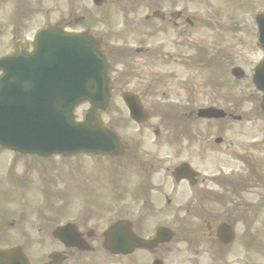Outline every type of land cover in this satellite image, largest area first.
I'll return each instance as SVG.
<instances>
[{
	"label": "flooded vegetation",
	"instance_id": "1",
	"mask_svg": "<svg viewBox=\"0 0 264 264\" xmlns=\"http://www.w3.org/2000/svg\"><path fill=\"white\" fill-rule=\"evenodd\" d=\"M77 2L79 0H55V5L52 7V0H0V58L13 54L17 50L31 53L34 38L40 30L46 27L55 26L69 32L83 31L76 29L77 26L85 23L83 18L76 16L75 3ZM70 4L72 5L69 12L68 5ZM175 9L168 5L164 19L160 20L158 25L152 22L150 27L136 26L135 22L125 21L116 30L106 29L100 32L97 28V36L102 37L103 48L110 54V57L119 60L127 59L126 66L130 69H140V72L143 73L142 77L134 73L133 70L116 75L114 78V104L116 107L124 106L122 97L127 91L138 93L146 105H155L157 80L155 77L145 75L146 72L141 71L142 65L139 64L137 67L134 53L147 56L154 49L159 48L161 43L159 37L173 31L172 29H176L182 35L187 32L189 19L181 18V13L176 16L177 18H169L174 15L175 11H179ZM169 23L173 24L172 29L167 26ZM69 26L72 27V30L68 29ZM149 33L151 37L148 41H144L136 47L134 53L128 51L132 47L130 42ZM103 38H107V40ZM122 65L123 63H121ZM11 72L16 73L14 70ZM3 74L4 71H0V76ZM141 134L145 148L154 146L153 151L145 156L146 163L139 166L142 176V182H140L142 198L145 205L149 209H153L147 211L148 214L156 215V219H159L164 217V212L158 206H161L163 198L165 200L167 198L162 194L163 190L146 189L145 184L152 186L166 182L164 178H161V172L164 169L168 170L167 166L177 160V151L174 149L176 141L170 133L166 132H141ZM151 134L153 137L147 136ZM188 139L190 142L196 140L195 134H192ZM207 145H209L208 139L205 147ZM140 148L138 147L137 150ZM5 157H10L8 163H4ZM51 160L52 158L26 156L0 148V195L4 200V204L1 206L4 211H1L0 215H12L8 219L0 221V252H3L0 254V264H49V257L52 254L58 255L61 260L60 264H122L124 262L131 264L132 257L134 264H148V256L153 262L163 259L166 253L171 252L172 249H168V246L164 245L152 252L137 250L128 257L113 254L106 248V229L98 226L91 227L87 225L86 220L80 224L82 248L67 247L55 240L49 227H36L35 219H32V215H35L36 212H33L32 209L28 211V208L35 197L38 198V202L47 205L52 200L53 166ZM209 193L210 196L213 195L211 191ZM202 197L207 198V195L204 194ZM167 201L169 204L172 203L170 200ZM80 215L100 214L82 212ZM137 216L139 221L133 222L134 231L138 235L148 234L147 215ZM217 231L218 227L212 226L210 237L213 238ZM12 250L15 252L9 254ZM221 251L222 256L226 257L229 264H255L254 259L250 257L242 259L238 255L239 252L246 251L248 255L252 253L254 256L251 238L243 231L241 236L237 237L236 243L222 246ZM136 256L143 258V261L137 260Z\"/></svg>",
	"mask_w": 264,
	"mask_h": 264
},
{
	"label": "rangeland",
	"instance_id": "2",
	"mask_svg": "<svg viewBox=\"0 0 264 264\" xmlns=\"http://www.w3.org/2000/svg\"><path fill=\"white\" fill-rule=\"evenodd\" d=\"M144 0H122L121 6L124 4H143ZM156 2H161V0H156ZM89 3V2H88ZM196 8H197V14L204 15L207 12H204V8L210 9L211 14L214 17H216V23L219 25V27L222 28V31H219V37H222L221 39L215 38L211 36V34H205L206 32L203 31L202 34L195 35L197 38L196 44H200V42L203 40L208 45H210L213 49V53L216 55V57L221 58L224 57V62L227 68V73L225 74L226 80L228 82L223 84L227 85L226 92H224L225 97L223 100L229 101H235V102H224L219 99H217L215 96L206 98V95H209L212 93V88L207 83V78L210 77V79H213V76H216V72L214 71V74L210 76L211 70H207L205 68L197 66V69L190 70L186 67L183 68L182 65L175 64L173 62H167L165 61L164 65V75L166 78L171 77L172 75L176 74L178 78H190V83L193 85L190 89L195 93L197 96L196 99V109H198L201 106H207L208 104H218L220 105L218 108H222L226 111H233L234 106L237 104L239 106V110L235 113L237 115L243 116V118L247 119L249 117L255 116L258 114L257 110L255 109V104H252L251 101L258 100L259 97L256 96V92L254 90V87L251 84L250 76H251V69L254 64L259 62L261 59V52L257 48L256 44V26L254 24V17L263 11V0H195ZM134 11H139L140 14H145L146 10L142 9V7L134 8ZM204 12V13H203ZM204 19V16L202 20ZM89 25V24H88ZM215 33V32H214ZM214 35H217L216 33ZM204 38V39H203ZM212 60L215 59V57L210 58ZM168 60V59H166ZM222 60V59H220ZM169 61V60H168ZM216 62V61H214ZM239 63L244 70L246 71V79L244 81H235L231 75L230 71L231 68ZM243 64V65H242ZM186 70V71H185ZM185 72L186 74L183 75L181 73ZM189 78H188V75ZM224 78V76H223ZM176 80L171 81V84L175 83ZM175 87L181 88L180 84L182 82L176 81ZM181 90V89H180ZM224 91V89H223ZM213 94V93H212ZM223 95V92L222 94ZM220 95V96H221ZM227 95V96H226ZM251 97V98H250ZM226 98V99H225ZM219 102V103H218ZM228 104L230 107H228ZM217 106V105H215ZM206 125V124H205ZM204 124L196 126L197 129H204ZM232 125L231 127L235 131V135H232L234 143H240L241 141L244 143L247 141V139L254 138L258 134L257 130L263 129L264 130V119L256 117L255 119H249V123L244 124H228V126ZM195 126V125H193ZM221 126H213L210 129V134L212 136L220 135L221 133ZM230 132V131H228ZM242 133L243 136L238 135ZM229 140V139H228ZM230 141V140H229ZM220 150L225 149V146L219 148ZM226 153V150H224ZM211 159L216 161V164H211L210 160L208 159V156L205 157V159H200L199 162L196 159H193L194 165L198 166V168L203 171L205 174L210 173L215 175L216 170L220 168V162L219 159L221 158L220 154L218 153H212ZM62 164V163H61ZM59 164V165H61ZM64 166H69V163H65ZM102 169H107L106 167H102ZM71 187L75 188L74 185H70ZM247 202H253L258 203L260 201V204L264 203V189L260 188V190L252 191L251 195L246 199ZM84 205V206H83ZM111 210L107 211L106 219L103 221V223L100 226L109 225L115 218L114 215H123L125 212H128L127 206H125L123 203H116L112 204L110 206L106 205ZM133 212H135L134 215H136L135 207L133 208ZM132 210V209H131ZM219 210V209H218ZM67 211H69L68 215H56V216H62L59 221H55V223H52V227H55L59 224L66 223L68 221H74L78 223L79 219L82 217V215H72L75 212L78 211H86L89 212L90 208L83 202L79 201H72L71 204L67 207ZM98 213V212H97ZM261 217L264 216V207L261 209L260 212ZM54 218V217H53ZM60 222V223H59ZM59 223V224H58ZM38 226H43L44 224H40V222L37 220ZM57 224V225H56ZM91 225H97L99 226V221H92ZM263 239V237L261 238ZM173 257V256H172ZM188 260H192L191 256H187ZM261 260H264V255L261 254L260 256ZM197 264H209L207 259L199 258L194 260ZM176 264V260L173 258L169 259V264Z\"/></svg>",
	"mask_w": 264,
	"mask_h": 264
},
{
	"label": "water",
	"instance_id": "3",
	"mask_svg": "<svg viewBox=\"0 0 264 264\" xmlns=\"http://www.w3.org/2000/svg\"><path fill=\"white\" fill-rule=\"evenodd\" d=\"M263 24L261 28L264 29V16L260 18ZM264 35V31H263ZM55 37V35H53ZM52 43V48L48 49V53L52 56L48 59H41L43 63L52 68L64 69L66 61H77L76 71L79 73L69 78L64 77V81L59 79L61 73L55 72L52 74V86H53V109L51 116V133H52V145L51 147L55 152L61 154H72L79 150L88 149L94 137H88L87 133L93 131L88 125H78L74 122L72 112L75 106L80 104L83 100H102L103 105L106 104V91L107 87L103 82L106 75L107 63L104 57L97 51V46H94L86 36H81L76 39L70 40L66 37L55 38ZM264 44V36L261 38ZM58 42V43H57ZM78 44V49L73 51L71 56L67 53V49L64 46V50L60 48V44ZM68 55H70L68 57ZM44 68V67H43ZM44 85L49 81L41 78ZM258 89L264 92V63L260 67L257 76L254 79ZM62 103V104H61ZM264 108V103H263ZM92 148V146L90 147Z\"/></svg>",
	"mask_w": 264,
	"mask_h": 264
}]
</instances>
